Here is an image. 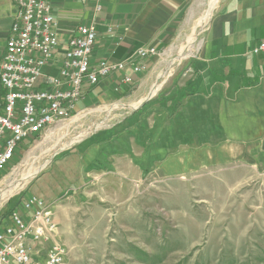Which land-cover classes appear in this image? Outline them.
I'll use <instances>...</instances> for the list:
<instances>
[{
	"label": "rangeland",
	"instance_id": "rangeland-1",
	"mask_svg": "<svg viewBox=\"0 0 264 264\" xmlns=\"http://www.w3.org/2000/svg\"><path fill=\"white\" fill-rule=\"evenodd\" d=\"M197 22L184 26L161 54L156 70L166 86L174 84L179 92L196 53L181 54L202 35ZM106 107L22 140L0 173V224L30 192L39 197L54 189L42 183V176L62 151L120 121L125 113L116 108L107 112ZM165 121H156L153 130L137 120L136 129L146 135L136 130L109 136L112 146L117 145L113 158L125 151L119 143L134 145L139 152H130L129 174L121 176L114 167L104 177L49 200L56 228L43 249L58 244L62 264H264V156L253 164L231 159L168 171L173 154L193 147L186 141L178 144L173 130H165ZM121 126L115 124V130ZM163 132L166 142L160 139Z\"/></svg>",
	"mask_w": 264,
	"mask_h": 264
},
{
	"label": "crops",
	"instance_id": "crops-1",
	"mask_svg": "<svg viewBox=\"0 0 264 264\" xmlns=\"http://www.w3.org/2000/svg\"><path fill=\"white\" fill-rule=\"evenodd\" d=\"M49 1L63 43L78 25L95 26L92 64L101 59L122 60L146 45L158 52L142 59L144 69L139 73L126 68L96 85H85L84 97L72 117H86L102 105L109 107L107 112L116 108L119 114L125 113L120 121L69 148V153L59 154L43 173L42 183L54 191L49 188L50 192L39 197L53 209L49 200L63 190L104 177L114 167L121 176L129 174V157L139 152L134 145L119 143L125 151L115 159L117 145L112 146L109 138L136 130L146 135L144 129H136L140 125L137 120L156 130V121L166 119L164 128L173 130L178 144L190 142L193 148L173 154L170 160L174 165L168 171L231 159L253 164L263 158L264 53L251 54L249 50L264 37V0ZM15 11L13 0H0V43L9 35ZM195 19L202 35L194 43L197 49L190 62L191 73L179 92L174 84L166 86L156 70L162 64L163 51ZM56 68L46 67L43 73L54 74ZM123 74L130 76L129 83L120 82ZM154 95L161 97L149 101ZM117 123L122 125L119 132ZM54 128L48 129L49 133ZM164 132L160 139L166 142Z\"/></svg>",
	"mask_w": 264,
	"mask_h": 264
},
{
	"label": "built area",
	"instance_id": "built-area-1",
	"mask_svg": "<svg viewBox=\"0 0 264 264\" xmlns=\"http://www.w3.org/2000/svg\"><path fill=\"white\" fill-rule=\"evenodd\" d=\"M13 2L16 11L9 35L0 43V173L22 140L73 116L85 85H96L126 68L139 73L144 69L142 59L158 53L154 46L146 45L122 60L101 59L92 64L93 24L78 25L75 34L63 43L49 0ZM249 53H264V37ZM55 65L54 74L43 73L44 68ZM120 82L129 83L130 76L123 74ZM1 222L0 264L63 263L58 244L41 246L55 234L50 203L26 196Z\"/></svg>",
	"mask_w": 264,
	"mask_h": 264
},
{
	"label": "bare ground",
	"instance_id": "bare-ground-1",
	"mask_svg": "<svg viewBox=\"0 0 264 264\" xmlns=\"http://www.w3.org/2000/svg\"><path fill=\"white\" fill-rule=\"evenodd\" d=\"M196 49H197V45L196 44H191V45H189L188 46V49L184 52V53H182V55H183V57H186V56H189V55H192V54H194V52L196 51ZM63 123V122H62ZM13 190V189H12ZM9 191V190H8ZM10 193V192H9ZM4 194V193H3ZM2 194V195H3ZM1 197V196H0Z\"/></svg>",
	"mask_w": 264,
	"mask_h": 264
},
{
	"label": "trees",
	"instance_id": "trees-1",
	"mask_svg": "<svg viewBox=\"0 0 264 264\" xmlns=\"http://www.w3.org/2000/svg\"><path fill=\"white\" fill-rule=\"evenodd\" d=\"M130 91V90H129ZM65 153H69V150H65V151H62L61 154H65ZM13 208L10 209V211L12 210ZM9 211V212H10Z\"/></svg>",
	"mask_w": 264,
	"mask_h": 264
}]
</instances>
